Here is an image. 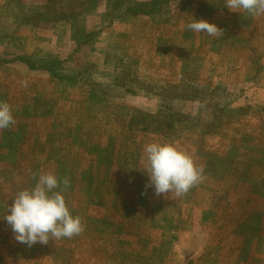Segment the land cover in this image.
<instances>
[{
    "label": "rangeland",
    "instance_id": "rangeland-1",
    "mask_svg": "<svg viewBox=\"0 0 264 264\" xmlns=\"http://www.w3.org/2000/svg\"><path fill=\"white\" fill-rule=\"evenodd\" d=\"M0 101L15 119L0 129V264H264V15L225 0H0ZM151 142L190 154L202 181L157 196ZM48 172L69 181L84 230L29 246L3 217Z\"/></svg>",
    "mask_w": 264,
    "mask_h": 264
},
{
    "label": "clouds",
    "instance_id": "clouds-1",
    "mask_svg": "<svg viewBox=\"0 0 264 264\" xmlns=\"http://www.w3.org/2000/svg\"><path fill=\"white\" fill-rule=\"evenodd\" d=\"M230 11L246 12L253 16L264 15V0H225ZM194 32L221 36L222 30L206 20H196L187 25ZM15 123L13 109L0 101V129ZM144 158L152 187L157 196L187 193L203 179V168L193 157L172 144L151 142L144 146ZM69 186L67 179L52 172L40 174L35 185L19 191L8 206L3 219L11 226L15 239L29 246L47 244L51 239L72 238L84 230L79 216H74L67 206L63 192Z\"/></svg>",
    "mask_w": 264,
    "mask_h": 264
},
{
    "label": "trees",
    "instance_id": "trees-1",
    "mask_svg": "<svg viewBox=\"0 0 264 264\" xmlns=\"http://www.w3.org/2000/svg\"><path fill=\"white\" fill-rule=\"evenodd\" d=\"M54 65L55 66H61L62 64H63V61H62V59H60V58H57V59H55L54 61ZM58 64V65H57ZM50 72V71H49ZM52 72V74H55V73H57L56 71H51Z\"/></svg>",
    "mask_w": 264,
    "mask_h": 264
}]
</instances>
